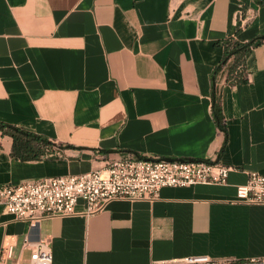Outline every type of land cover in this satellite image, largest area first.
<instances>
[{"label":"crops","instance_id":"obj_1","mask_svg":"<svg viewBox=\"0 0 264 264\" xmlns=\"http://www.w3.org/2000/svg\"><path fill=\"white\" fill-rule=\"evenodd\" d=\"M241 8L248 23L235 42L244 45L264 35V0H0V121L55 144L52 155L21 160L0 131V185L101 169L129 154L233 166L226 184L166 186L93 214L80 199L77 213L37 226L0 203L3 264L27 261L40 237L52 264L264 256V204L237 200L249 171L264 174V42L247 53V81L227 82L231 60L212 79Z\"/></svg>","mask_w":264,"mask_h":264},{"label":"built area","instance_id":"obj_2","mask_svg":"<svg viewBox=\"0 0 264 264\" xmlns=\"http://www.w3.org/2000/svg\"><path fill=\"white\" fill-rule=\"evenodd\" d=\"M248 23L246 10L239 11V25ZM233 166L219 160L173 159L140 157L132 154L109 159L104 168L80 174L44 176L19 183L0 185V203L17 220L37 226L42 219L55 215L77 213L80 199L86 205L84 213L93 214L103 210L116 198L130 200L152 199L166 186L192 184H226ZM237 200L248 204H264V174L255 170L248 172V179L237 186ZM32 241L26 236L23 247ZM29 259H19L16 264H52L53 253L50 241L40 237L35 242ZM5 255L0 253V264ZM264 264V256L238 260L213 258L208 255L188 256L172 262L151 264Z\"/></svg>","mask_w":264,"mask_h":264},{"label":"trees","instance_id":"obj_3","mask_svg":"<svg viewBox=\"0 0 264 264\" xmlns=\"http://www.w3.org/2000/svg\"><path fill=\"white\" fill-rule=\"evenodd\" d=\"M241 29L242 27L238 26L233 35L227 36L224 39V56L213 70V81L216 73L228 64L230 60L231 63L228 68L227 82L231 85H235L247 81V53L257 44L264 42V40L259 36L244 45H238L235 42V36ZM212 110L219 127L225 129V117L220 101L216 97V93H214L213 96ZM0 131L2 134L12 137V155L21 160H34L40 159L45 155H52L53 146L55 144L47 136L3 121H0Z\"/></svg>","mask_w":264,"mask_h":264},{"label":"water","instance_id":"obj_4","mask_svg":"<svg viewBox=\"0 0 264 264\" xmlns=\"http://www.w3.org/2000/svg\"><path fill=\"white\" fill-rule=\"evenodd\" d=\"M261 38L264 40V35L261 36ZM166 160H173L171 158H165Z\"/></svg>","mask_w":264,"mask_h":264}]
</instances>
